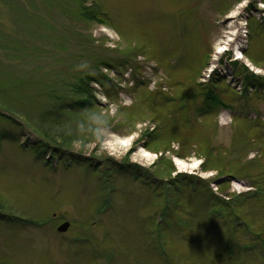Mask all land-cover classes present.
<instances>
[{"label":"rangeland","instance_id":"rangeland-1","mask_svg":"<svg viewBox=\"0 0 264 264\" xmlns=\"http://www.w3.org/2000/svg\"><path fill=\"white\" fill-rule=\"evenodd\" d=\"M261 3L0 0V214L18 220L0 218V264H264V87L246 92L242 69L264 73ZM120 60L104 87L88 85L95 107L70 115L90 130L69 148L75 162L46 164L29 127L50 105L42 83L82 84ZM210 69L220 81L199 86ZM207 90L220 102L203 115ZM231 240L245 251L227 263Z\"/></svg>","mask_w":264,"mask_h":264},{"label":"trees","instance_id":"trees-1","mask_svg":"<svg viewBox=\"0 0 264 264\" xmlns=\"http://www.w3.org/2000/svg\"><path fill=\"white\" fill-rule=\"evenodd\" d=\"M80 2L82 3L81 7L83 8L87 5L88 0H80ZM79 14L81 15V17L87 20L92 21V19H94L93 17L94 15L90 16V14L87 12L85 13L82 12ZM120 62L121 64L118 66H116L118 64L117 61H115L116 65L108 61L101 62L100 64H98L99 66H96V67H95V64H93L94 65L93 70L97 71L99 75L98 76H92V75L86 76L85 80L87 81L84 80L82 84L79 83L77 85L74 83L65 82L64 80H62L59 84L56 81L52 83L43 82L42 88L44 87L48 91L49 96H51V98H49L50 105H48V108L46 110L41 112L39 125H33L35 127H32L29 124V127L33 129V132L36 134H39V137H37V140L34 141L32 146L39 151H44L45 153H49L52 156H59L62 159L70 156V153H68L70 151L69 148L73 146L76 142L83 141L82 139L83 133L86 132L90 134V130L81 128L80 124L74 123L70 115L78 113V112H82V111H87V110L91 111L95 107V100L91 95V89L88 88V85L96 82L97 84L104 87L105 82H110V81L101 72L102 68H108V69L117 68L118 69V68L123 67L124 65H127V63H125L123 60H120ZM238 65H239L238 62L233 64L234 67H237ZM242 69L248 72V70L245 67H243ZM245 77H246L247 82H252V81L254 82L256 79V77H254L252 74L251 76H245ZM217 80L213 78L209 86L217 82ZM29 85L32 86L33 84L29 83ZM199 86H202V85H199ZM6 88L9 90L10 86H6ZM14 88H17V87L13 86V89L11 88L10 90L14 91L15 90ZM19 88H21V86ZM207 88L208 87H206V89ZM212 88L216 89L215 87H212ZM5 92H6L5 90L0 89V96H3L4 94H6ZM68 93L70 94L68 95ZM206 99H207L206 104L212 103L216 105V103L220 102L219 98L211 90L206 91ZM2 110H4L8 114L7 117L10 120L15 121L16 119H14L13 117H16V118H20L21 116L24 118L26 117L21 112L20 113L11 112L6 109H2ZM27 118H29L28 120L30 122L31 118L30 117H27ZM32 121L34 122L33 119ZM97 128L99 129V127ZM92 134H93V131H92ZM151 139H153V137ZM90 141H92L93 143H101V137L99 134L95 137L91 136ZM162 159L163 158H160L159 162H161ZM207 235H208V231H206V234L204 235V237ZM194 263H196L195 260H194Z\"/></svg>","mask_w":264,"mask_h":264},{"label":"bare ground","instance_id":"bare-ground-1","mask_svg":"<svg viewBox=\"0 0 264 264\" xmlns=\"http://www.w3.org/2000/svg\"><path fill=\"white\" fill-rule=\"evenodd\" d=\"M223 38V40L224 41H221V43H219V45L217 46V49H219L218 50V53L220 52V54L222 53V52H224L225 50L223 49L224 48V46H227V44L229 43V41L230 40H226V38L228 39L229 37L228 36H225V35H223L222 37H221V39ZM224 42H225V44H224ZM237 52V57H238V59H242V60H244V55H242V53H240V49H237L236 50ZM251 69H253L254 71H256L257 73H260V74H263L261 71H259V69H256V67H254L252 64H247ZM130 141V140H129ZM129 141H127V143H129ZM124 144H126V143H124ZM145 153V152H144ZM146 154V153H145ZM146 156L148 157V158H150L151 157V155H147L146 154ZM240 187H241V185H239ZM245 186H246V184H245Z\"/></svg>","mask_w":264,"mask_h":264},{"label":"water","instance_id":"water-1","mask_svg":"<svg viewBox=\"0 0 264 264\" xmlns=\"http://www.w3.org/2000/svg\"><path fill=\"white\" fill-rule=\"evenodd\" d=\"M69 228V224L68 223H65L63 225H61L58 229L59 232H66Z\"/></svg>","mask_w":264,"mask_h":264}]
</instances>
